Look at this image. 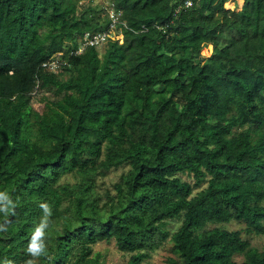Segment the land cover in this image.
Listing matches in <instances>:
<instances>
[{
  "label": "trees",
  "instance_id": "1",
  "mask_svg": "<svg viewBox=\"0 0 264 264\" xmlns=\"http://www.w3.org/2000/svg\"><path fill=\"white\" fill-rule=\"evenodd\" d=\"M226 1L0 0V191L17 205L0 214V264L31 259L42 203L37 264H104L93 245L111 239L127 264L167 240L171 264H264V243L209 225L264 232V0ZM111 25L122 38L104 51L72 52ZM60 52L67 63L43 65Z\"/></svg>",
  "mask_w": 264,
  "mask_h": 264
},
{
  "label": "rangeland",
  "instance_id": "2",
  "mask_svg": "<svg viewBox=\"0 0 264 264\" xmlns=\"http://www.w3.org/2000/svg\"><path fill=\"white\" fill-rule=\"evenodd\" d=\"M228 1V0H227ZM226 1V2H227ZM233 3V7H228L225 2L226 8L231 9H240L243 5L244 0H230ZM97 2V0H95ZM108 3V2H107ZM104 1V4H106ZM122 36V35H120ZM105 45L99 47L100 52L104 51ZM212 52V45H206L202 49L203 55H209ZM33 109L34 114L36 117L40 118L47 114V105L44 101L34 100L33 101ZM127 168V166H121L118 168H113L106 176L103 178H99L100 186L102 189L109 188L113 190L114 183L118 181L121 177V173ZM181 174V173H180ZM183 178L188 179L190 181H194V177L188 175L187 173L181 174ZM62 180H75L74 177L70 174L66 175ZM206 185L203 184V186ZM181 224V219L172 218L168 220L167 227L170 229L171 232L175 231L179 225ZM217 224H221L224 227L230 229H239L242 231V234L245 237H248L254 246L261 247L264 243V232L263 233H256V232H248L246 230V224L242 221L238 220H231L229 222L223 223H210V226H215ZM94 251H100L102 253L101 260L104 264H127V260L129 257L128 252H124L120 250L116 244L114 239L111 240H101L94 245ZM175 256L172 250V242L167 240L163 246L156 249L152 252V254L146 258L143 264H171L170 258ZM235 259L238 261H242L244 259L243 254L235 255Z\"/></svg>",
  "mask_w": 264,
  "mask_h": 264
},
{
  "label": "clouds",
  "instance_id": "3",
  "mask_svg": "<svg viewBox=\"0 0 264 264\" xmlns=\"http://www.w3.org/2000/svg\"><path fill=\"white\" fill-rule=\"evenodd\" d=\"M16 202L4 191H0V214L8 216L14 214ZM42 217L39 223L34 227L31 239L26 247V253L31 257L25 261V264H37L41 257L47 255L48 245L46 244V230L50 227V217L52 215L51 207L47 203L40 204ZM7 231L6 223L0 224V232ZM5 264H12L11 261H5Z\"/></svg>",
  "mask_w": 264,
  "mask_h": 264
},
{
  "label": "built area",
  "instance_id": "4",
  "mask_svg": "<svg viewBox=\"0 0 264 264\" xmlns=\"http://www.w3.org/2000/svg\"><path fill=\"white\" fill-rule=\"evenodd\" d=\"M193 0H187V5H192ZM111 16L113 17V23H115L118 20V14L115 12L114 8H111ZM111 30H105L100 32H86L82 39L81 44L77 49L72 50V52L76 53H82L84 49L89 45H103L109 38H122V33H117L116 29H113V25H111ZM71 52V53H72ZM67 56L63 53H58L57 56L52 57L51 59H48L43 62V65L47 66L50 69L57 70L60 68V66L64 63L68 62Z\"/></svg>",
  "mask_w": 264,
  "mask_h": 264
}]
</instances>
